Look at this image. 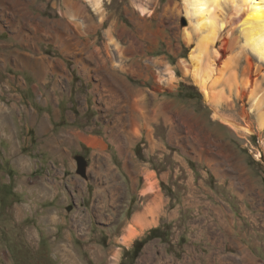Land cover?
<instances>
[{
  "label": "rangeland",
  "instance_id": "rangeland-1",
  "mask_svg": "<svg viewBox=\"0 0 264 264\" xmlns=\"http://www.w3.org/2000/svg\"><path fill=\"white\" fill-rule=\"evenodd\" d=\"M13 3L16 16H1L0 7V53L18 49L54 61L42 79L13 58L0 67V104L9 114L5 123L0 118V264H220L228 257L239 264L241 239L264 261V129L255 113L252 134L213 118L218 108L187 69L199 33L184 0H103L102 13L88 0ZM80 8L93 27L70 35L66 42L77 46L65 53L53 38L55 22ZM248 51L264 111V61ZM69 130L98 139L114 173L96 175L94 147L64 143ZM78 156L87 161L84 176ZM149 176L163 205L156 223L141 230L134 218L153 197L143 193ZM39 183L51 192L40 194ZM132 225L137 235L124 242ZM152 229L158 237L149 236Z\"/></svg>",
  "mask_w": 264,
  "mask_h": 264
},
{
  "label": "bare ground",
  "instance_id": "bare-ground-1",
  "mask_svg": "<svg viewBox=\"0 0 264 264\" xmlns=\"http://www.w3.org/2000/svg\"><path fill=\"white\" fill-rule=\"evenodd\" d=\"M88 1L97 12H103V0ZM184 3L187 16L196 19V28L199 33L196 52L191 55V66L187 69L194 83L205 95V100L211 106L218 108L215 109L213 118L221 120L237 133L252 134L254 130L250 118L255 113L261 129H264L263 104L258 92L259 81L257 76L259 67L255 58L248 51L250 50L254 53L260 61H264V0H184ZM144 10L142 9L141 11L144 12ZM82 14V8L75 9L70 14V21L55 22L59 28L53 30V38L60 42V49L64 50L65 53L70 51L73 48L72 46H77V43L71 40L66 42L70 35L77 38L78 33L83 32H78V30L93 27L91 23L81 19ZM78 20H80V25ZM236 29L240 30V34L237 37L234 35ZM107 34L111 40V33L108 32ZM185 35L188 38V43H190L192 37L189 33H185ZM240 37L242 38V44L238 41ZM63 41L64 49H62ZM235 50H238L236 52L238 56L232 55ZM15 56H17V59H29V68L39 79L46 75L45 73L51 68L53 65L52 61H54L52 59L51 61L47 56L33 57L19 51L12 52V57L14 58ZM9 59L10 56H0V67L5 66V61ZM82 69L86 71L87 66ZM146 69L150 70L151 68L146 65ZM173 79L174 73L171 69H168L167 80L172 81ZM58 84L57 81L55 86L58 87ZM127 89V92L122 89L126 94L124 95L122 92L126 102H128L129 95L132 93L129 88ZM115 91L119 90L116 89ZM117 96L119 97L121 94L118 92ZM246 99L250 100V102L252 101L253 106H255V109H251V112L246 108ZM238 102H241L240 112L238 111ZM141 105L143 104L139 106ZM222 110L231 112V114H223L221 113ZM130 116L133 117V115ZM8 117V110L0 104L1 122L8 120ZM240 121L248 124L246 126L241 125ZM66 136L70 138L76 136V134L71 131ZM116 137L120 140V135H116ZM88 142L96 146L100 141L96 138H89ZM150 192L153 193V197L149 200L146 208L137 212L134 218L135 226L138 225L141 230L156 223L157 213L163 205L162 196L157 192V183L153 176L148 177L147 187L143 191L144 194ZM136 235L137 231L132 225L128 235L123 240L124 242L131 241Z\"/></svg>",
  "mask_w": 264,
  "mask_h": 264
},
{
  "label": "crops",
  "instance_id": "crops-1",
  "mask_svg": "<svg viewBox=\"0 0 264 264\" xmlns=\"http://www.w3.org/2000/svg\"><path fill=\"white\" fill-rule=\"evenodd\" d=\"M12 1L13 0H0V7L2 8V14L1 16L3 15H6V16H9L10 14L12 15H17V11H21L19 9L18 6H16L15 3L12 4ZM26 7L29 5V2L26 1L24 2ZM27 21V19H26ZM28 41V40H27ZM18 49L16 50H9V51H2L0 53V56H10V59H12V52L11 54L10 51H17ZM20 52V50H19ZM21 53H24V51H22ZM25 54L29 55L28 52H25ZM16 62H21L22 64V67H28L29 68V59H26V58H18L17 59V56H15L13 58ZM16 78V77H15ZM47 101V100H46ZM38 113V112H37ZM49 117V116H48ZM43 120V118H42ZM42 120L40 122H38L37 124H39V128H40V132L42 134L44 133H47L49 130H50V127L49 125L45 126L44 123L41 124ZM7 121V120H6ZM4 121V123L6 122ZM46 124H48L47 122H45ZM71 131H74V130H69L68 133H70ZM67 133V134H68ZM74 133L76 134V136L74 137H68L67 136H62L61 140L64 142V143H67L71 146L75 145V143L73 144V142L78 139V141L80 140H83V141H86L88 144V139L90 138V136H85V134H82L80 132H77V131H74ZM55 141L56 143H59L57 140H53ZM54 142V143H55ZM53 142H50L48 141L47 144L49 146H53L54 145ZM91 145V144H89ZM93 146V145H91ZM68 146H66L67 148ZM94 149H95V155H97V158H96V170H95V174L96 175H101L102 173L105 174V173H109V174H113V168L112 166L109 164V162H106V164L103 163V158H106V160L108 159L107 158V154L105 153L106 151H104V148L103 147H95L93 146ZM68 149H70L68 147ZM16 163L21 167V168H24L26 165H27V160L25 159L24 156L22 155H19L16 151ZM126 167H128V164L125 165ZM74 183H78L79 181L78 180H73ZM38 191L40 194H43V195H48L49 192H51V187L47 184V183H39L38 185ZM99 193L101 194V191H99ZM47 219H50L51 221H56L57 220V215L55 212H49L48 216L46 217ZM237 247H238V260H239V264H264V261L261 257H259V255L257 253H255L252 249H251V246L243 241V239H241V241H239L237 243ZM233 254V253H232ZM234 255V254H233ZM226 263H220V264H237L235 263L236 259H232L231 257H228L225 259ZM233 261V262H232Z\"/></svg>",
  "mask_w": 264,
  "mask_h": 264
},
{
  "label": "trees",
  "instance_id": "trees-1",
  "mask_svg": "<svg viewBox=\"0 0 264 264\" xmlns=\"http://www.w3.org/2000/svg\"><path fill=\"white\" fill-rule=\"evenodd\" d=\"M156 232H157V229H152L151 232H150V234H149V236L151 238L158 237V235L156 234ZM145 243H146V240L136 243L134 249H135L137 255H138V253L140 252L141 248L144 246Z\"/></svg>",
  "mask_w": 264,
  "mask_h": 264
},
{
  "label": "water",
  "instance_id": "water-1",
  "mask_svg": "<svg viewBox=\"0 0 264 264\" xmlns=\"http://www.w3.org/2000/svg\"><path fill=\"white\" fill-rule=\"evenodd\" d=\"M77 160H78V164H79L78 173L84 176L85 171H86L87 161L82 156H78Z\"/></svg>",
  "mask_w": 264,
  "mask_h": 264
},
{
  "label": "flooded vegetation",
  "instance_id": "flooded-vegetation-1",
  "mask_svg": "<svg viewBox=\"0 0 264 264\" xmlns=\"http://www.w3.org/2000/svg\"><path fill=\"white\" fill-rule=\"evenodd\" d=\"M122 264V263H121Z\"/></svg>",
  "mask_w": 264,
  "mask_h": 264
}]
</instances>
